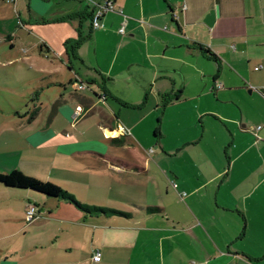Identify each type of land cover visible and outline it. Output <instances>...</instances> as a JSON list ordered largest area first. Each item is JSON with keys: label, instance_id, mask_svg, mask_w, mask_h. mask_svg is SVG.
I'll use <instances>...</instances> for the list:
<instances>
[{"label": "crops", "instance_id": "0c3cea01", "mask_svg": "<svg viewBox=\"0 0 264 264\" xmlns=\"http://www.w3.org/2000/svg\"><path fill=\"white\" fill-rule=\"evenodd\" d=\"M93 1L0 0V173L124 214L0 183V264H264V0Z\"/></svg>", "mask_w": 264, "mask_h": 264}, {"label": "trees", "instance_id": "16d2710c", "mask_svg": "<svg viewBox=\"0 0 264 264\" xmlns=\"http://www.w3.org/2000/svg\"><path fill=\"white\" fill-rule=\"evenodd\" d=\"M72 84L73 82L71 83V85ZM116 141H119L120 143L123 142V140L119 138L116 139ZM0 183L4 184L7 187L30 189V190H33L41 194H45L50 197H55V198L69 201L70 203L74 204L77 208H79L80 210H82L84 213H87V214H99V213L124 214L120 211H116L113 209H108V208H104L100 206H93V205L81 203L73 195L68 193L66 190L62 189L60 186L54 183H51V182H45L38 178L26 175L22 171H19V170H15L9 174L0 173Z\"/></svg>", "mask_w": 264, "mask_h": 264}, {"label": "rangeland", "instance_id": "374dc122", "mask_svg": "<svg viewBox=\"0 0 264 264\" xmlns=\"http://www.w3.org/2000/svg\"><path fill=\"white\" fill-rule=\"evenodd\" d=\"M1 57V56H0ZM28 66H24L22 63H11V64H4L2 65L0 61V85H9L11 88H17L21 85L22 81H25L28 75L32 72ZM33 97L32 99H34ZM23 99L15 92H10L7 89L0 88V119L3 116H12L15 111L12 107H20L21 106V114L25 112L22 103ZM31 100L30 98L27 99L26 102ZM46 100V99H43ZM114 131H112L113 133ZM129 134V133H128ZM119 135H127L123 134L122 131L119 132ZM152 151V150H150ZM124 154L130 155L129 151L123 152ZM61 188L64 189V186L61 185ZM65 190V189H64ZM26 214V212H25Z\"/></svg>", "mask_w": 264, "mask_h": 264}, {"label": "built area", "instance_id": "2783aa9c", "mask_svg": "<svg viewBox=\"0 0 264 264\" xmlns=\"http://www.w3.org/2000/svg\"><path fill=\"white\" fill-rule=\"evenodd\" d=\"M7 2H13L15 3V0H6ZM94 4V10L92 14V24L94 28H102L104 26L103 24V18L105 14L109 11H116L118 10L116 7V4L113 0H102V1H93ZM176 16V15H174ZM120 32L125 34V28L124 26L120 29ZM263 68L262 66L256 67V70H259ZM72 86L74 87L75 91H83L88 89V85L85 82H80L76 81L75 83L73 82ZM222 85L219 84V87ZM85 113V110L82 106H77L75 115L76 117H80ZM260 129V128H259ZM123 134H128L129 131L125 128L122 129ZM39 213L38 207L36 205L35 201H30L28 203L27 209H26V214L25 218L27 222H32L34 219L37 218ZM102 253L100 251H96L95 254L93 255V260L94 261H100L101 260Z\"/></svg>", "mask_w": 264, "mask_h": 264}, {"label": "water", "instance_id": "95a60500", "mask_svg": "<svg viewBox=\"0 0 264 264\" xmlns=\"http://www.w3.org/2000/svg\"><path fill=\"white\" fill-rule=\"evenodd\" d=\"M216 17H218V11L215 10V11H212L208 16L207 18L205 19V22L208 24V25H212L216 19Z\"/></svg>", "mask_w": 264, "mask_h": 264}, {"label": "bare ground", "instance_id": "6f19581e", "mask_svg": "<svg viewBox=\"0 0 264 264\" xmlns=\"http://www.w3.org/2000/svg\"><path fill=\"white\" fill-rule=\"evenodd\" d=\"M108 135H111V133H110V132H108Z\"/></svg>", "mask_w": 264, "mask_h": 264}]
</instances>
